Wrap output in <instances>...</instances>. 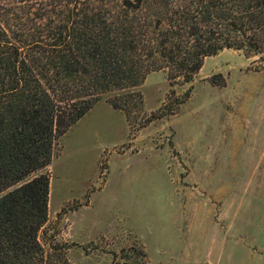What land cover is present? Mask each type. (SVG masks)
Instances as JSON below:
<instances>
[{
  "label": "rangeland",
  "instance_id": "obj_1",
  "mask_svg": "<svg viewBox=\"0 0 264 264\" xmlns=\"http://www.w3.org/2000/svg\"><path fill=\"white\" fill-rule=\"evenodd\" d=\"M259 66L223 50L191 83L149 74L129 118L96 103L57 142L45 250L68 264H264Z\"/></svg>",
  "mask_w": 264,
  "mask_h": 264
},
{
  "label": "trees",
  "instance_id": "obj_2",
  "mask_svg": "<svg viewBox=\"0 0 264 264\" xmlns=\"http://www.w3.org/2000/svg\"><path fill=\"white\" fill-rule=\"evenodd\" d=\"M223 50L264 71V0H0V264H68L42 239L71 126L103 98L129 118L149 74L191 83Z\"/></svg>",
  "mask_w": 264,
  "mask_h": 264
}]
</instances>
